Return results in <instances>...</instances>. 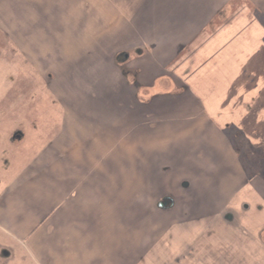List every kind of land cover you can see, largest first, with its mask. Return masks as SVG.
<instances>
[{
	"label": "crops",
	"instance_id": "obj_1",
	"mask_svg": "<svg viewBox=\"0 0 264 264\" xmlns=\"http://www.w3.org/2000/svg\"><path fill=\"white\" fill-rule=\"evenodd\" d=\"M96 1L103 14L93 19L68 13L66 3H60L57 18L51 0H15L18 8L9 10L0 1V16L11 18L8 25L0 19V36L9 33L15 45L17 33L30 29L22 23L28 16L42 17L31 23L32 32H57L66 18L101 31L94 48L66 34L55 46L45 43L52 56L44 51V70L51 65L53 72L44 80L66 114L61 131L44 139L34 162L7 186L0 184V227L14 231L0 241L26 248L33 264H182L178 250L186 244L192 253L195 229L204 230L211 219L251 234L264 230L256 151L264 144V0H143L136 23L118 15L112 7L117 0ZM136 50L143 52L140 82L153 85L149 95L171 94L148 107L111 66L120 51ZM162 57L157 66L155 59ZM167 69L170 79L158 80ZM51 83L58 84L56 92ZM84 114L92 122L90 141L76 136ZM19 128L11 131V144L24 139ZM16 129L21 138L12 140ZM92 138H100V146ZM140 175L152 176L155 184L171 179L172 192L183 181L194 184L191 197H177L191 202V221L199 224L190 222L175 236L167 231L165 220L148 208L159 190L126 188ZM121 211L131 220L122 230L111 218L124 223ZM139 211L152 217L138 219Z\"/></svg>",
	"mask_w": 264,
	"mask_h": 264
},
{
	"label": "rangeland",
	"instance_id": "obj_2",
	"mask_svg": "<svg viewBox=\"0 0 264 264\" xmlns=\"http://www.w3.org/2000/svg\"><path fill=\"white\" fill-rule=\"evenodd\" d=\"M0 1L1 7L3 6L6 10L18 8L16 7L15 0ZM20 1L25 2V0ZM142 1L117 0L112 7L115 5L120 10V12L117 11L118 15L121 14L125 18L130 15L131 22L136 23L143 15L141 14V9H138V5ZM60 3H66L68 13L79 11L84 13L87 18L92 17L91 19H93L97 14H103L102 10H98V1L96 0H51L50 4L54 8L52 9V15L57 16V18ZM40 4L44 6V2ZM74 7L75 9L73 10ZM56 12L57 15H55ZM41 18V16L23 17L22 23L25 25L26 22L25 27L30 26V29L28 32L23 31L22 33H17L16 45L10 42L9 33L5 34L1 32L0 36V108H6V110L4 109V111L0 112V184L5 186L34 162L32 160L36 158L39 150L46 143L45 138L53 139L55 135H58L59 131H61L62 117L66 114L61 98L51 93L47 86L48 81L46 82L44 80L46 73L53 72V70H50L52 69L51 65L48 68L49 70H44V64L47 59L43 56L47 54L45 56L49 58L48 52L50 54V50L44 48L45 43L49 41L51 46H55L58 42L64 41L63 37L66 34L69 40L77 38L83 44H91L94 48L96 45L95 41H98L96 37L101 32L99 27L94 28L95 26L93 24L76 27V23L73 24L71 18H66L65 24L58 25L55 28L57 32H32L34 29L31 23L38 22ZM0 19L1 21L5 20L7 23L5 24L8 25L10 23L9 19L11 18L9 16H0ZM142 28L143 25H141L140 29ZM240 28L241 30H245V27ZM91 48H89L90 53L92 52ZM45 50L46 53L44 54ZM30 61L34 63V68L35 66L39 67V73H35L32 70ZM41 73L44 78H42ZM49 86L55 92L58 89V84L56 83H51ZM94 113L91 117L92 120L95 118ZM83 119L78 121V128L75 129L76 136L79 140L85 141L88 135V141H90L92 136L90 133L92 122L89 120L90 118H88L87 114L83 115ZM95 122H97V118ZM106 124L104 123V125ZM16 126L23 130L24 139L18 143L11 144L9 136ZM97 129H101L98 122ZM99 139L92 138L91 144L95 142L97 146H100L98 144ZM163 147V143L158 145V148ZM256 151L259 157V173L261 174L258 175L259 179L257 180L261 181L264 185V144L258 145ZM141 176L138 177L139 181L129 180L126 183V188L130 190L145 187L147 194H150L148 190L157 191L158 184L154 183L152 176L146 175L145 179ZM193 186L194 184L186 191L178 188L173 190L172 193L176 196L185 194L191 197L195 192ZM260 195L264 196L263 194ZM121 208L124 211L128 210L125 206ZM62 213H66V210H63ZM123 213L122 211L119 213L121 215L120 218L116 217L121 221L123 220L124 223L122 224L113 220V215L111 217L113 226L119 227L120 230H122L121 227H126L128 221H131L129 218L123 217ZM135 213L138 219L143 218V216L145 218L152 217L147 211L142 212V214L140 211ZM160 219L163 220L164 218L160 217ZM152 220V224H158L156 218ZM216 220V218L211 219L209 224L205 222L204 230L201 228L196 231L195 229L196 234L192 253L186 249V244H183L182 247L179 246L181 248L178 250L180 251L178 256L182 264H264V230L251 234L245 229H240L238 225H229L226 222L224 223L222 219L218 222ZM193 224L196 227L199 222ZM10 229L7 225H2L0 227V239H10L11 235L9 233H14ZM177 230L179 231L173 230L170 226L168 231L175 236L179 232L184 233V226L180 225ZM130 236L127 235V237ZM186 257L189 258V261ZM16 264L21 263L17 262Z\"/></svg>",
	"mask_w": 264,
	"mask_h": 264
},
{
	"label": "flooded vegetation",
	"instance_id": "obj_3",
	"mask_svg": "<svg viewBox=\"0 0 264 264\" xmlns=\"http://www.w3.org/2000/svg\"><path fill=\"white\" fill-rule=\"evenodd\" d=\"M121 52L123 51H120L119 53H117L116 56L113 57L111 66L115 71L118 72V75H120L121 79L128 83V86L131 89L130 91L133 92L135 90L134 93L136 95L138 103L143 107H148L150 106L152 101L164 97L166 93L155 94L150 96V91L153 89L152 83L140 82L143 77L141 75H144L145 73H141L140 69L138 68L140 64V61L138 62V57H141L143 55V52L141 50L124 51L127 52V59H124L123 57H118ZM163 60H165L164 57L160 59L156 58V65L159 66ZM168 71L169 70L167 69L165 73H162V76L158 80L168 81L170 79V75L173 74ZM145 77L147 78V75ZM183 89L184 87H181L179 89L177 88L176 93H180ZM167 94L168 95L166 96L171 95L169 93ZM15 133L20 134V130L16 129L10 139H14L13 135ZM163 170L164 172L169 171L168 168H163ZM159 182L162 183L158 184L157 191L159 190V194L157 198L153 201L149 197L150 201L148 204V208H150V211L155 212L156 214H159L161 217L164 218L165 223L163 225H165L164 227L167 231L169 230L170 226L173 228V230H177L180 225L191 227L190 222L194 223V219L191 221V208L186 206V204H190L191 202L186 203V201H181L180 199H178L177 196H175V194L172 193L171 189L174 185L171 183V179H168V181H166V179L162 180L161 178ZM183 183L186 182L183 181L180 184V188H189L188 183H186L187 186L185 187L182 186ZM192 200L193 202L196 201V197H194ZM164 250L167 251V248H165ZM32 261L33 256L28 252L26 248L20 247L16 242L8 243L7 241H0V264H16L17 262L21 264H33ZM44 262L42 264H44ZM48 262L49 261L46 260V264Z\"/></svg>",
	"mask_w": 264,
	"mask_h": 264
},
{
	"label": "water",
	"instance_id": "obj_4",
	"mask_svg": "<svg viewBox=\"0 0 264 264\" xmlns=\"http://www.w3.org/2000/svg\"><path fill=\"white\" fill-rule=\"evenodd\" d=\"M127 56H128L127 53H121V54H119L118 57H119V58H120V57H123L124 59H127ZM121 62H122V61H121ZM13 136H14V137H13L14 140H19V139L21 138V135L18 134V133H15ZM182 186L185 187V186H187V185H186V183H183Z\"/></svg>",
	"mask_w": 264,
	"mask_h": 264
}]
</instances>
